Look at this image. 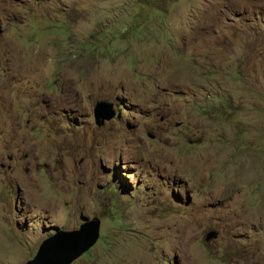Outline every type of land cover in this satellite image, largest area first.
I'll use <instances>...</instances> for the list:
<instances>
[{
	"label": "rangeland",
	"instance_id": "1",
	"mask_svg": "<svg viewBox=\"0 0 264 264\" xmlns=\"http://www.w3.org/2000/svg\"><path fill=\"white\" fill-rule=\"evenodd\" d=\"M95 217L71 264H264V0H0V264Z\"/></svg>",
	"mask_w": 264,
	"mask_h": 264
},
{
	"label": "water",
	"instance_id": "2",
	"mask_svg": "<svg viewBox=\"0 0 264 264\" xmlns=\"http://www.w3.org/2000/svg\"><path fill=\"white\" fill-rule=\"evenodd\" d=\"M117 115L114 103L98 100L94 107V117L97 125ZM202 137L188 138L191 144L199 143ZM101 220L98 217L89 219L80 224L79 228L72 230H58L41 243L35 256L26 264H71L78 257L91 249L99 239ZM213 235H216L213 233ZM211 236L207 234L206 239Z\"/></svg>",
	"mask_w": 264,
	"mask_h": 264
}]
</instances>
